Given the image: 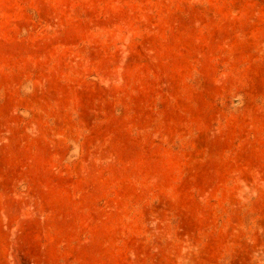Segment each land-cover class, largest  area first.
<instances>
[{
    "label": "rangeland",
    "instance_id": "rangeland-1",
    "mask_svg": "<svg viewBox=\"0 0 264 264\" xmlns=\"http://www.w3.org/2000/svg\"><path fill=\"white\" fill-rule=\"evenodd\" d=\"M0 264H264V0H0Z\"/></svg>",
    "mask_w": 264,
    "mask_h": 264
}]
</instances>
